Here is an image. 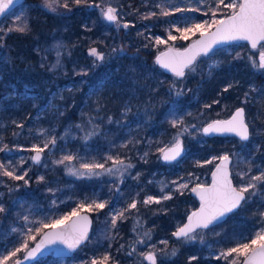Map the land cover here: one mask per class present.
I'll use <instances>...</instances> for the list:
<instances>
[{
    "label": "trees",
    "instance_id": "1",
    "mask_svg": "<svg viewBox=\"0 0 264 264\" xmlns=\"http://www.w3.org/2000/svg\"><path fill=\"white\" fill-rule=\"evenodd\" d=\"M164 1L167 0H111L110 4L119 10V27L103 19L98 0H82L79 5L68 0L70 10L58 5L55 13L43 7V0H24L0 21L1 153L15 156L18 148L30 151L34 144L43 147L46 139L56 138L53 150L50 145L43 153L49 157V164L45 168L33 165L31 169V190L23 193L26 204L21 208L7 205L5 221L9 225L0 231L1 243L6 240L4 231L7 233L23 207H48L53 196L78 198L93 192L101 193L108 203L91 212V237L65 259L68 264H91L96 256L105 255L110 257L107 264H131L136 259L133 249L142 247L137 241L149 240L145 232L155 241L170 239L167 245L158 246L165 247L164 258L158 252L160 263L189 264V257L195 256L191 264H229L218 259L220 255L215 256L214 251L218 247L225 251L237 241L252 237L262 225L264 183L258 182L259 192L246 193V201L225 222L198 230L207 236L206 241L194 244L172 235L198 206L190 189L182 194L171 189L172 177L198 168L210 175L214 161L201 166L200 162L222 151L232 152L235 159L242 157L241 152L235 154L233 144L243 149L241 161L246 163L245 168L250 167L251 173L257 167L264 170V74L254 73V67L243 56L251 48L247 43L241 45L243 58L229 59L218 69L209 70L206 56L202 55L195 62V71L187 69L183 78L165 72L155 62L157 53L166 48V44L155 43L158 33L167 34L164 22L169 16L161 14L167 10L162 5ZM63 2L60 0L61 5ZM17 16L21 20L17 21ZM121 21L129 27L124 28ZM25 22L30 29L26 33L8 31ZM191 40L179 39L175 47H184ZM92 47L104 53L103 61L93 64L95 58L89 55ZM57 52L60 63L54 68ZM177 91L182 95L177 96ZM239 106L245 107L251 127L248 141L205 137L189 128L191 134L182 136L189 150L175 162L162 161L159 149L180 130L172 126V119L182 117L185 126L200 129ZM41 129L44 134H40ZM90 132L94 134L85 140ZM65 155L74 156V163L107 162L108 156L131 160V172L139 177L135 175L127 183L137 185L128 193L124 192V176L122 180L117 176L111 179L112 186H102L110 179L70 175L63 170L65 164L55 163ZM154 172L161 181H147ZM40 176L43 181L38 180ZM238 180L239 176H235L236 185ZM59 188H64L63 194H59ZM166 189L172 192L171 199L143 203L146 194H161ZM133 199L138 201L137 208L126 212V218L118 219L113 228L114 211L127 208ZM60 260L51 254L41 263L56 264Z\"/></svg>",
    "mask_w": 264,
    "mask_h": 264
},
{
    "label": "snow or ice",
    "instance_id": "2",
    "mask_svg": "<svg viewBox=\"0 0 264 264\" xmlns=\"http://www.w3.org/2000/svg\"><path fill=\"white\" fill-rule=\"evenodd\" d=\"M75 4L79 5L82 0H74ZM87 2V0H84ZM204 0H201L203 3ZM13 0H6V2H0V13L12 4ZM61 6L64 9L70 10L68 0H64L63 4H60V0H43V7L48 9L50 12L55 13L57 11V6ZM223 6V8L230 9L231 13L225 15L221 19L216 18V10L211 9L212 19L211 22L205 20L202 23H194L189 27L176 28V32L180 33L179 37L172 35L171 31L168 33V38L172 41L179 39L189 40L190 36H195L199 34V39L193 40L186 48L180 49L173 46H169L166 51L161 52L156 57V63L162 68L170 71L175 77L183 78L185 76V70L195 71V62L198 57L202 55H208L213 51L216 45L234 42V41H247L250 43L251 48L256 49L260 47L259 61L251 60L252 66L264 69V0H231L229 3H225V0H218L217 8ZM99 7V5H97ZM177 12L186 11V9H175ZM192 11H199V9H192ZM164 16L171 15L169 11H161ZM101 15L106 21L117 24L119 27V20L117 16V10L109 4L106 7L101 8ZM154 15V14H150ZM17 21L21 20L20 16L16 17ZM124 28H128L127 23L123 24ZM175 27V25H173ZM29 25L25 22L22 26L18 25L15 28H9L8 31H19L21 33H26L29 31ZM155 43L167 44V40H162L160 37L155 38ZM59 47V45L57 46ZM60 53L57 52V61L52 67H57L60 63L59 61ZM89 55L94 57L95 60L93 64L97 61H103L105 55L100 52L97 48L92 47L89 49ZM251 59V58H250ZM232 85H228L231 87ZM227 91V88L224 89ZM177 96L182 95V92L177 91ZM213 103H218L214 101ZM205 107H210V105H205ZM130 111V109H125V112ZM111 122V118H109ZM174 128L180 129L176 135L173 137V143L170 147L159 149L161 153V158L165 161L176 160L177 157L181 155L184 151L183 141L181 137L184 133L189 132V128L198 130L205 135L212 133H233L240 138L241 141H248L250 139L249 125L245 120V110L244 108H237L236 111L227 120H215L208 123L207 126L196 129V125L185 126L183 118H174L170 121ZM22 127V125H21ZM79 127V126H78ZM43 129L40 130V134H44ZM94 133L90 132L86 134L85 140H87ZM189 134H191L189 132ZM56 138L53 136L46 139L43 142V147L38 144H34L30 151L34 153L30 159L34 163H39L41 161L42 154L45 149L49 146H55ZM126 146V145H125ZM7 146H5V149ZM4 149H0L2 151ZM147 155V153H145ZM75 159L72 155H65L62 159L55 161L58 164H65V162H71ZM213 159H219L220 163L216 165V170L212 173V183L210 185L197 184L195 187L191 188V191L195 193L200 200V206L195 211H192L187 217V223L182 226H178L177 230L172 234L178 240L183 241H196L198 238L203 242V236L199 235L198 230L209 229L210 226L217 225L222 219L229 213H233L239 209L243 202L246 201V193L249 190H255L257 188V183H264V171H261L259 175L248 177V182L245 185L237 188L233 185L229 170L228 162L229 156L223 155L219 158L213 157ZM107 160L112 161V167H106L104 163H82L79 169L68 166L67 171L79 177L84 176H100L103 174H108L110 176H117L121 180L123 179L124 173L132 167L131 164H127L124 160L116 158L113 159L112 156H108ZM212 161H206L205 163H211ZM21 164L24 160L21 159ZM11 166L0 163V175L10 177L17 181H24L28 184L29 181L26 179L27 172L22 175L16 174V169L13 167L12 170H8ZM241 177L247 176V173H240ZM139 174H137V178ZM39 181H43L44 177H38ZM176 191L183 193L184 189L188 188L187 183H177ZM9 191H12L10 188ZM52 191V189H49ZM138 195V194H137ZM171 195H163L161 198H156L154 196H147L143 203L145 205L151 203H160L161 200L171 199ZM107 201L92 200L91 203L85 204L81 202L77 208H74L71 212L66 213L64 216L52 220L50 223H44L39 221L42 228L48 229V231L43 232L40 242L27 251V255L24 257L25 260L34 257L38 252L44 249L46 246L51 245H64L68 250L74 251L84 242L89 239V226L91 221L87 215L82 214V212H91L93 210H99L105 208ZM138 201L133 199L131 203L127 205V208L114 211L112 215V227L114 228L117 224L118 219L126 218L125 213L131 209L137 208ZM5 209L0 205V212ZM261 222L264 224V212L260 213ZM25 221H28V217H24ZM42 228H37L35 231L37 233L42 232ZM135 230V229H134ZM13 231H16L13 229ZM33 229L29 228L25 234L28 239L36 240V236L31 235ZM218 235V234H217ZM144 237L151 239L148 232L144 233ZM138 243H145V239H140ZM161 243L167 245V241H162ZM27 240L15 251L10 252L7 256L0 258V264H7V261L11 257H15L18 252L28 249ZM155 247L154 245L152 246ZM135 251V249H133ZM176 249L172 250V254L175 255ZM143 258L150 262V264H157L156 254L154 251H148L147 253H141ZM228 261L229 264H264V227H261L259 231L255 232L254 236L247 239V242L237 241L234 247H230L225 251H221L220 257ZM110 257L105 255L102 259H93L91 264H107ZM197 257H189V264L196 260ZM15 264H21L20 260H16Z\"/></svg>",
    "mask_w": 264,
    "mask_h": 264
},
{
    "label": "rangeland",
    "instance_id": "3",
    "mask_svg": "<svg viewBox=\"0 0 264 264\" xmlns=\"http://www.w3.org/2000/svg\"><path fill=\"white\" fill-rule=\"evenodd\" d=\"M110 1L111 0H98V2L100 3V6L98 7L100 9V13H101V8H103L104 6L105 7L108 6L110 4ZM229 2H231V0H225V3H229ZM217 4H218V0H204L203 3H201V0H167V1H164L162 3V5L164 6L165 9H167L166 11L171 12V15H169V17L167 16L168 19L166 17L165 19H167V20L164 22V25H165L164 27L167 31V34L164 35L162 33H158L156 35V37H160L162 40H167L168 43L166 44V47L175 46L177 44V40H179V38L175 41L170 40L168 38L169 31H171L172 35L179 37L180 33L176 32V28L189 27L194 23H202L205 20L211 22L212 12L210 11V8L216 10V18L217 19H221L225 16L224 11H228L229 14L231 13L230 9L223 8V6H220L219 8H217ZM110 5H111V7L115 8L117 10V16L119 19V10L115 6H113L112 4H110ZM177 8L186 9V11L177 12V11H175V9H177ZM197 8L199 9V11H192V9H197ZM121 24L123 25L124 22L121 21ZM173 25H175V27H173ZM197 35H199V34L197 33L195 36H190V38L193 40L196 38ZM243 44L244 43L230 44V45H227L225 47L216 49L215 51H213L209 55H206V59L208 61V69L209 70L218 69L227 60L230 59V61H232L233 59L238 58V56H239V58H243V56H244L246 61H248L250 64H252L251 60H256L258 62L259 61L258 60L259 52L261 50L260 47H257L256 49H253V48L246 49V53L241 57V54L244 50L243 46H241ZM253 71H254V73L262 72L264 74V69H259V68L254 67ZM181 139L184 141V139L182 137H181ZM172 143H173V139L171 141H169L165 145V147L168 145H171ZM184 143L186 145L185 141H184ZM232 147L234 148L233 151H235V154L238 152H241L243 154V149L242 148L238 149V146L236 144H233ZM16 148H18V147H16ZM0 149H2V148H0ZM23 150H24L23 148H18V151H16L17 154L15 156L7 155L8 153L3 154L0 151V163H3L5 165H9V162H11V166L9 167L8 170L11 171L12 168L14 167L16 169L17 175H22L24 172H27L26 179H28V181H29L28 184H25L24 181H22V180L17 181V180L10 178V177L0 175V205H2L3 208L5 209L3 212H0V231H2V229L6 230L7 227L5 225H7V226L9 225L8 222L5 221V219H6V217H5L6 213L5 212L8 211V210H6L7 205H9V206L17 205V206H20V208H21L22 205L26 204L23 193L30 192V190H31V187H30V175L31 174H30V172H31V169L33 168V165L34 166L37 165V167L39 166V168L40 167L45 168L49 164V157L48 156H47V158H45L43 156L42 160L39 163H34L30 159V157L34 153L32 151L27 150V149H26V151H23ZM52 150H53V146H51V151ZM188 150H189V147L186 146L185 152H187ZM227 153H230L232 155V152L222 151L220 154L211 155L207 161L212 160V161H214V164H216L219 159L214 160L213 157L219 158V157H221ZM242 154L240 155L242 157H239L238 159H235L234 155H232L233 156V164H232L233 178H235V176H237V177L239 176V180H238V184H237L238 188L241 187L242 185H245L248 182V177L259 175L261 171H264L260 167H257L258 168L257 171H255L254 173H251L250 167L245 168L246 163H242V161H241V160H244L243 159L244 155H242ZM21 159L24 160L23 164L20 163ZM124 161L127 164L134 165L131 160L128 161L127 159H124ZM83 163H88V162H83ZM100 163H104L106 167H112V161L111 160H109L107 162H100ZM202 163H205V161L200 162V166L202 165ZM80 164H82V162H80V163H74L73 161L66 162L63 170L67 171L68 166L79 169ZM253 171H254V169H253ZM160 172H162V171H160ZM240 173H247V176L242 178L241 175H239ZM70 175H72V174H70ZM135 175L136 174L131 172L130 168L124 173V179L126 181V183L124 185L126 187V189H124V192H128V193L133 192V190L135 188V186H133V185H137V184L136 183L135 184H129V183H127V181L128 180H134V178L137 176V175L136 176ZM73 176H76V175H73ZM156 176L157 175L154 172L153 177H151L147 181L154 182V183L161 181V177H156ZM91 177H93V176H91ZM95 177H98L100 180H103V181L110 179L108 181V183L103 182L101 185L102 186H107V185L112 186L111 179H113L115 176L103 174V175L95 176ZM208 177H209V181H210L209 173H207L204 169H201V168L194 169V170H191L189 172H183L180 177H177V178L172 177L170 179V182L172 183L171 189H173V190L176 189V184H173V181H175L177 183H187L188 184L187 189L191 190V188L193 186H195L196 184H206ZM10 188L12 189V191H9ZM140 190H142L141 193H143V189H140ZM144 190H145V188H144ZM184 190H186V189H184ZM57 191L59 192V194H63L64 188H59ZM249 191H252L253 192L252 194L258 193L259 192L258 183H257V188L255 190H249ZM168 194H170L172 196V192L167 191V189H166L161 194L148 193L144 196V199L147 196H154V197L159 199L163 195H168ZM92 200H97L98 202L104 201V199L101 197V193L93 192L90 194L82 195L81 197H78V198H72V197H68L65 195H61L59 197L53 196L52 199L48 202V207H45V205L35 206L32 204L23 207L22 212L19 213V211H18V213H17L18 215H17L16 219H14L12 221L10 229H7V233H6V231H4V233L6 234L5 235L6 240L3 243L0 242V258H3L4 256H7L10 252L15 251V249L20 247L22 245V243L25 242V240H27V243L29 246L28 249H29L39 239V237L42 235V233L46 230V229L42 228V225L39 223V221H43L44 223H50L52 220H55L59 217H62L66 213L71 212L74 208H77L81 202H84L85 204H87V203H91ZM111 210H113V208ZM25 216L28 217V221L24 220ZM261 227H264V224L259 226V228L256 229L255 232L259 231ZM29 228L33 229L31 235L36 236V240L28 239V237L25 235ZM37 228H42V232L37 233L35 231ZM13 229H15L16 231H13ZM254 234H253V236H254ZM199 235H202V234L199 233ZM202 236H203V242L206 241L205 239H208L207 236H205V235H202ZM141 239H144V238H141ZM169 240H170L169 238H161V239H157V241H155L154 239H150V240H145L146 242L143 244L140 243L142 247H139L135 250L134 253L136 254V257H135L136 259H134V261L131 262V264H143V263L150 264V262L145 260L143 258V256L141 255V253H147L150 250L155 252L157 264H165V263H160L161 259H159V256H158V252H160L162 255V258H164L163 249L165 247L162 246L161 248H158V246L160 245V243L162 241L168 242ZM200 241L201 240L198 238L196 241H184V242H192L195 244V243H199ZM240 242H247V239H243ZM153 245L155 246L154 248L152 247ZM234 246H232V247H234ZM27 250H22L21 252H18L15 257H11L7 261V264H11L16 259L23 257L25 255V253L27 252ZM78 250L76 252H78ZM212 250H215V249H212ZM221 251H224V250L222 248L218 247L214 251L215 256L220 255ZM43 258H41L37 262L40 264H43V263H41ZM101 258L102 257H100V256L95 257V259H97V260H99ZM65 259L66 258H61V260L58 261L56 264H68V263H66ZM131 260H133V259H131ZM128 263H130V262H128Z\"/></svg>",
    "mask_w": 264,
    "mask_h": 264
},
{
    "label": "water",
    "instance_id": "4",
    "mask_svg": "<svg viewBox=\"0 0 264 264\" xmlns=\"http://www.w3.org/2000/svg\"><path fill=\"white\" fill-rule=\"evenodd\" d=\"M24 0H13V3L12 4H9L8 5V7L4 10V12H2V13H0V21L3 19V17L4 16H6L9 12H11L13 9H15L17 6H19L22 2H23ZM0 2H6V0H0ZM195 39H199V36H197ZM195 39H193V40H195ZM193 40H191L186 46H184V47H176V48H180V49H183V48H186ZM235 43H247V44H249V46H251L250 45V43L249 42H247V41H234V42H228V43H223V44H219V45H216L215 46V48L213 49V51H215L216 49H219V48H222V47H225V46H227V45H230V44H235ZM173 47H175V46H173ZM168 48V47H167ZM167 48H164V49H162V50H160L158 53H157V55H156V57L161 53V52H164V51H166L167 50ZM212 51V52H213ZM212 52H210V53H212ZM209 53V54H210ZM208 54V55H209ZM199 58V57H198ZM197 58V59H198ZM197 61V60H196ZM160 66V65H159ZM161 67V66H160ZM162 68V67H161ZM165 72H167V73H169V74H172L170 71H168V70H166V69H164V68H162ZM187 70V69H186ZM186 70H185V72H186ZM237 108H244V110H245V120H246V122L248 123V125H249V130H250V133H251V127H250V124H249V122H248V120H247V116H246V109H245V107L244 106H239V107H237ZM237 108H235L234 109V111L229 115V116H227V117H216V118H214V119H212V120H210L209 122H207L203 127H205V126H207V124L208 123H211L212 121H215V120H227V119H229L230 117H231V115L236 111V109ZM204 134V133H203ZM205 135V134H204ZM205 136H208V137H215V136H236L235 134H233V133H223V134H221V133H212V134H207V135H205ZM236 137H238V136H236ZM239 138V137H238ZM250 138H251V135H250ZM240 139V138H239ZM183 141V140H182ZM171 145H168V146H166V147H170ZM183 146H184V151L181 153V155L179 156V157H177V159L176 160H173V161H165V160H163L162 158V161L163 162H165V163H172V162H175V161H177V160H179V159H181V157L184 155V153H185V151H186V145H185V143H184V141H183ZM166 147H164V148H166ZM34 155V154H33ZM225 155H228L229 156V162H228V170H229V173H230V176H231V179H232V182H233V185L235 186V187H237L238 188V186L235 184V182H234V178H233V172H232V164H233V156L230 154V153H227V154H225ZM42 158H43V154H42V157H41V160H42ZM218 163H220V161L218 160V162L215 164V166L213 167V169H212V171H211V174H210V181H209V183H206V184H203V185H210L211 183H212V173H213V171H215L216 170V165L218 164ZM197 185V184H196ZM195 185V186H196ZM195 186H193V187H195ZM192 187V188H193ZM191 194L197 199V201H198V206L197 207H195L194 209H192L189 213H188V215H190L191 214V212L192 211H195L196 209H198L199 208V206H200V200H199V197L195 194V193H193L192 191H191ZM246 195V194H245ZM238 210V209H237ZM235 212V211H234ZM82 214H84V215H87L88 217H89V220L91 221V223H90V226H89V233H88V236H89V239H90V237H91V234H92V230H93V226H94V218H93V216H92V214L90 213V212H87V211H84V212H82ZM232 213H229V214H227L223 219H222V221H220L218 224H220V223H222V222H225L226 220H227V218L231 215ZM188 215L186 216V219H185V221L180 225V226H182L183 224H185V223H187V217H188ZM217 224V225H218ZM216 226V225H215ZM210 227H213V226H210ZM176 230H177V228H176ZM175 230V231H176ZM46 231H48V229H46L44 232H46ZM174 231V232H175ZM43 234V233H42ZM42 236V235H41ZM41 236L39 237V239L27 250V251H29V250H31L32 248H35V246L40 242V239H41ZM89 239L86 241V242H84L82 245H80L76 250H74V251H70V250H68L64 245H59V244H57V245H51V246H46L44 249H42L40 252H38L34 257H32V258H30V259H27V260H25L24 259V257L27 255V252L25 253V255L23 256V257H20V258H18V259H16V260H20L21 261V264H34L35 262H37L38 260H40L41 258H43V257H46V256H48V255H53V256H55V257H59V258H67V257H70V256H73L74 254H75V252L81 247V246H83L85 243H87L88 241H89ZM15 260V261H16ZM15 261L14 262H12L11 264H15Z\"/></svg>",
    "mask_w": 264,
    "mask_h": 264
},
{
    "label": "flooded vegetation",
    "instance_id": "5",
    "mask_svg": "<svg viewBox=\"0 0 264 264\" xmlns=\"http://www.w3.org/2000/svg\"><path fill=\"white\" fill-rule=\"evenodd\" d=\"M233 111H234V110H233ZM233 111H232V112H233ZM232 112H231V113H232ZM231 113H230V114H231ZM230 114H229V115H230ZM229 115H228V116H229ZM223 117H227V116H223ZM205 137H208V136H205ZM224 137H225V136H224ZM226 137H236V136H226ZM237 138H238V137H237ZM232 172H233V171H232Z\"/></svg>",
    "mask_w": 264,
    "mask_h": 264
},
{
    "label": "bare ground",
    "instance_id": "6",
    "mask_svg": "<svg viewBox=\"0 0 264 264\" xmlns=\"http://www.w3.org/2000/svg\"><path fill=\"white\" fill-rule=\"evenodd\" d=\"M167 48V47H166Z\"/></svg>",
    "mask_w": 264,
    "mask_h": 264
}]
</instances>
